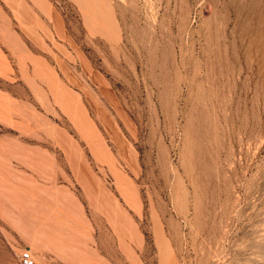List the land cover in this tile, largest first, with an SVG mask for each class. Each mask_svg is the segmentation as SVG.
Instances as JSON below:
<instances>
[{
  "label": "rangeland",
  "instance_id": "1",
  "mask_svg": "<svg viewBox=\"0 0 264 264\" xmlns=\"http://www.w3.org/2000/svg\"><path fill=\"white\" fill-rule=\"evenodd\" d=\"M0 193V264H264V0H0Z\"/></svg>",
  "mask_w": 264,
  "mask_h": 264
},
{
  "label": "built area",
  "instance_id": "2",
  "mask_svg": "<svg viewBox=\"0 0 264 264\" xmlns=\"http://www.w3.org/2000/svg\"><path fill=\"white\" fill-rule=\"evenodd\" d=\"M18 263L19 264H34V260L30 251L25 250L21 252L18 256Z\"/></svg>",
  "mask_w": 264,
  "mask_h": 264
},
{
  "label": "bare ground",
  "instance_id": "3",
  "mask_svg": "<svg viewBox=\"0 0 264 264\" xmlns=\"http://www.w3.org/2000/svg\"><path fill=\"white\" fill-rule=\"evenodd\" d=\"M7 200L8 204L11 205L12 208H17L18 204L14 199H10V197L7 198L5 193H1ZM0 194V195H1ZM9 223H11L10 225H12L11 227H13L14 229H16L17 231L21 232L22 228L20 226H18L16 223H14L13 221H9ZM40 240H43L42 238L38 237ZM44 246V244H43Z\"/></svg>",
  "mask_w": 264,
  "mask_h": 264
},
{
  "label": "crops",
  "instance_id": "4",
  "mask_svg": "<svg viewBox=\"0 0 264 264\" xmlns=\"http://www.w3.org/2000/svg\"><path fill=\"white\" fill-rule=\"evenodd\" d=\"M1 194V193H0ZM1 197H4L2 194L0 195ZM5 198V197H4ZM6 199V198H5ZM16 201V200H15ZM19 207V206H18ZM17 207V208H18ZM0 216H1V212H0ZM37 244H38V242H37ZM38 246H40L39 244H38Z\"/></svg>",
  "mask_w": 264,
  "mask_h": 264
}]
</instances>
